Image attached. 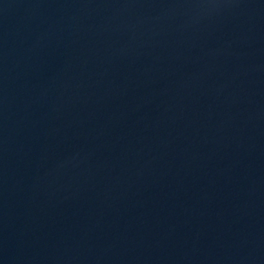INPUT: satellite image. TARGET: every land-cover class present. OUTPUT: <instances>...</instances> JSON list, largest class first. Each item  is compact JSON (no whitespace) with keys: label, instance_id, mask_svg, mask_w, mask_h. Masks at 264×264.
<instances>
[{"label":"water","instance_id":"95a60500","mask_svg":"<svg viewBox=\"0 0 264 264\" xmlns=\"http://www.w3.org/2000/svg\"><path fill=\"white\" fill-rule=\"evenodd\" d=\"M0 264H264V0H0Z\"/></svg>","mask_w":264,"mask_h":264}]
</instances>
